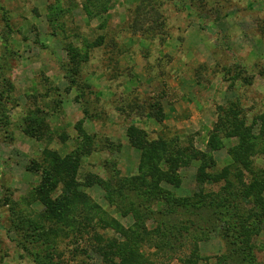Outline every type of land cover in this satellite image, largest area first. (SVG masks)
Returning a JSON list of instances; mask_svg holds the SVG:
<instances>
[{
    "label": "rangeland",
    "instance_id": "rangeland-1",
    "mask_svg": "<svg viewBox=\"0 0 264 264\" xmlns=\"http://www.w3.org/2000/svg\"><path fill=\"white\" fill-rule=\"evenodd\" d=\"M256 177L264 0H0V264H264Z\"/></svg>",
    "mask_w": 264,
    "mask_h": 264
},
{
    "label": "trees",
    "instance_id": "trees-1",
    "mask_svg": "<svg viewBox=\"0 0 264 264\" xmlns=\"http://www.w3.org/2000/svg\"><path fill=\"white\" fill-rule=\"evenodd\" d=\"M222 123H223V121L221 120V124ZM235 153H236V155H234L233 158L236 160V162L242 164L245 168H248L249 166H251V164H249L245 160V158L243 157L245 155L246 151L242 152L241 149H236ZM238 170L240 171L239 168H238ZM249 170H250V167H249ZM166 176H168V175H166ZM219 178H220V176H218V180H219ZM256 178L257 179L254 181L255 183H252L246 189V195L249 197H253V199H254L253 203L256 207H259V205H260V206H263V208H262V211L261 210H259V211L254 210L253 212H250L246 216V218L244 219V222H246L248 219L259 218L260 216H261V218L264 217V197L262 196L263 189H264V178H261V179H258V177H256ZM205 179H208L211 181L216 180L212 176L205 177ZM100 183H102V182L99 179L94 180V184H100ZM230 189H229V187L224 188V190H226L227 192ZM246 195H245V197H246ZM234 196H235V194L230 192L229 197L227 199L225 197L223 198V196H221V198L219 200L220 195H218V203H216L214 205L217 206L218 208L226 209L228 206L233 204ZM57 205H60V203L56 202V206ZM163 225H162V227H163ZM234 226L235 227L233 229V231H234L233 234L234 233L237 234V239L240 242L241 247L243 248L242 250L240 249L241 254L246 255L245 259L248 257L253 258V256H254L253 251L254 250H253V246L251 245L250 233L254 232V229L250 230V229H248V227H246V228L241 227V229H239V225H236V224ZM161 228H159L155 232L154 237L151 239L152 240L151 244L154 245L156 247V249L159 250L160 253L164 252V254L166 255V254H169V251H170L173 254L175 251L174 242L179 241L180 237H181V235H183V233L180 234V230H178L177 233H173V230H175L176 228L170 227L169 233L166 235L162 231ZM243 228L246 230H244ZM184 229L187 231V228L184 227ZM120 231L122 234H125V235L128 234V231H124L122 229H120ZM131 240L135 244V246H133V247L128 245V243L125 244L122 242H118L116 240L115 241L116 243L113 244V246L112 245L108 246L112 250L111 252L108 249L106 251H104L105 248H103L102 252H104L103 257L105 260L103 264H152L153 262L151 260L145 261V257L142 254H140V252H139V248L143 243V239L138 236V237H133V239H131ZM136 241H137V243H136ZM233 252L235 254V251H232V253ZM116 256L120 257V260H118V262L115 261V259L117 258ZM191 261L192 260L190 258L186 259V261L184 260L185 264H198V262H196V261H192V263H191Z\"/></svg>",
    "mask_w": 264,
    "mask_h": 264
}]
</instances>
